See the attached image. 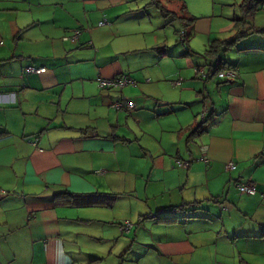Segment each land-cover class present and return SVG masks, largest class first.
Masks as SVG:
<instances>
[{
	"label": "crops",
	"instance_id": "0c3cea01",
	"mask_svg": "<svg viewBox=\"0 0 264 264\" xmlns=\"http://www.w3.org/2000/svg\"><path fill=\"white\" fill-rule=\"evenodd\" d=\"M148 3L165 24L178 19L175 34L189 29L187 48L179 40L186 66L167 69L168 46L152 36L149 50L158 57L146 59L138 76L147 83L144 100L117 109L116 95L102 93L96 78L135 77L138 67L120 60L127 41L117 54L105 51L110 36L131 34L115 27L125 5L0 0V264L104 259L83 253L81 236L111 241L110 264H264V32L253 31L264 28V3L251 21L226 26L233 34L222 39L212 34V18L195 17L184 0ZM247 25L252 30L219 54L221 70L233 75L211 82L205 50ZM77 29L75 41L63 39ZM196 35L202 51L191 48ZM184 92L197 109L177 114L168 105H182ZM230 161L235 167L226 170ZM240 182L255 193L239 192ZM90 222L92 230L76 228ZM126 222L132 226L121 232Z\"/></svg>",
	"mask_w": 264,
	"mask_h": 264
},
{
	"label": "rangeland",
	"instance_id": "374dc122",
	"mask_svg": "<svg viewBox=\"0 0 264 264\" xmlns=\"http://www.w3.org/2000/svg\"><path fill=\"white\" fill-rule=\"evenodd\" d=\"M188 3L189 10L191 13H193L196 16H210L212 18V28H213V36L217 35V37L225 38L228 36H231L233 34V31L227 30L226 26H232V24H235V21L233 20L234 17L240 16L239 11V3L241 0H184ZM150 0H118L119 5H125L126 8L124 10L123 14H119L117 16V24L116 28L120 29L122 27L125 29H130V33L128 36L120 37L119 35L116 36V38H112L110 36L109 38V45L106 47L105 51L109 52L111 51L114 54H117L118 52V46L120 42L127 41V45L129 46L127 51L121 52L120 60L122 64L126 67V65H130L131 67H138L135 72V77L133 79H136L138 82L136 85H125L122 89V93L119 92V87H111V88H104L101 89V92L106 95V92L109 91V96H115L113 100H130L133 101L137 100L139 96H141V100L143 99V96L140 92V89H142L143 86H146L147 83H143L141 78H138L140 73L142 72V67L144 66V63L146 62V59L150 58V56H156L149 48H151L150 38L152 36H156L158 41L160 43L166 44L167 50L169 53H171V56L165 57V67L169 70L172 68L176 69L175 64L181 63L182 68H184L186 65H184L186 58L188 57H182L180 54L183 51V45L179 41L180 35L174 33V28H180V23L178 19L172 20L171 24H165V21L162 17V13L159 9H157L154 5L149 4ZM236 15V16H235ZM172 17V16H170ZM165 18V17H164ZM248 21H251V18H246ZM104 20V19H102ZM130 27V28H129ZM221 30V31H220ZM120 37V38H118ZM100 40V36H99ZM188 42H184V45L187 48ZM190 45L192 50L202 51L204 48V41L202 40V35H196L190 40ZM195 45V46H192ZM122 51V50H121ZM221 53V52H220ZM115 56V55H114ZM158 57V56H157ZM56 58V57H55ZM195 59V56L192 57ZM203 58L200 56L198 57V60ZM157 66V62H155V66H151V68H154ZM150 68V67H148ZM126 70V68L124 69ZM186 70V69H184ZM176 71V70H175ZM187 76H176V79H183ZM146 78V77H145ZM194 75L190 80H194ZM144 79V78H143ZM189 79V78H187ZM211 82H218L221 79L218 77V73H215L212 78ZM97 83V82H96ZM172 83V84H171ZM168 84L172 86V88L176 89V93H181L182 89L181 87H176L173 82L169 81ZM163 89V86H160V90ZM168 89V88H167ZM113 90V91H112ZM159 90V91H160ZM171 91V89H168ZM173 91V90H172ZM137 93V94H135ZM139 94V95H138ZM188 92H184L182 94L186 95ZM191 94L189 93L186 98V100H183L182 105L178 104H170L169 108H172L176 111L177 114H179L182 110H193L197 109V106L192 101L194 99H190ZM130 98V99H127ZM151 102L154 100L148 99ZM140 99L136 101L139 103ZM189 101V102H188ZM170 101H167L169 103ZM134 106V103H133ZM203 109L202 104H200V111ZM122 111V110H121ZM105 112V111H104ZM124 113L127 111L124 110ZM206 111L202 110L198 114V120L200 121L202 118V115H205ZM123 128L128 131L127 128L123 126ZM145 137V136H144ZM143 142V140H142ZM110 215L107 219H109ZM181 221H184L183 218L180 217ZM95 226V223L90 222L86 224L78 223L76 224V228L79 229V231L82 230H89ZM112 226V225H111ZM113 227V226H112ZM102 228H104V225H102ZM99 231V230H97ZM108 231L107 235H111ZM82 243H84V246L86 248L85 254H92L98 255L96 253H99L101 255H104V259L100 260L96 264H110V262L114 261V255L109 256V251L111 248V241L108 239L99 241V240H93L88 239L85 236L79 237ZM82 253V255H83ZM114 253H116L114 251ZM84 257H88L87 255H83ZM81 256V258L83 257ZM87 259V258H86ZM143 262V261H142ZM86 263V261H85ZM130 264V263H126ZM132 264H136V262H133ZM139 264H142L141 261Z\"/></svg>",
	"mask_w": 264,
	"mask_h": 264
},
{
	"label": "built area",
	"instance_id": "2783aa9c",
	"mask_svg": "<svg viewBox=\"0 0 264 264\" xmlns=\"http://www.w3.org/2000/svg\"><path fill=\"white\" fill-rule=\"evenodd\" d=\"M105 21H100L98 22V25H102L104 24ZM80 34V30L77 29V30H74V32L69 35V36H65L63 37L64 40H70V41H75L78 36ZM182 35V34H181ZM181 37V36H180ZM44 70L43 67H39V68H33V67H27L26 68V71H29V72H34V73H40ZM200 71V70H199ZM200 73L204 74V71H200ZM218 73V77L222 78V77H229L231 75H233V70L232 69H229V68H226L225 70H221ZM148 80V79H146ZM96 82L98 84V86L100 88H111V87H119V88H122L124 87L125 85H136V81L134 79H132L131 77L127 76V75H124V74H120V75H115V76H111V77H97L96 78ZM180 83V80H176L175 81V84H179ZM112 106L119 109V108H122V107H126V108H132L133 107V103L131 100H116V102L112 103ZM28 141L31 143V144H35L36 141H37V138H28ZM176 164L178 166H182V167H185L187 168L188 167V162H184V161H176ZM235 167L234 163L233 162H228L227 164H225V169L226 170H230V169H233ZM237 188L239 190V192L241 193H244V194H254L256 189H255V186L250 183V182H240L237 184ZM132 224L129 223V222H126L122 225L119 226V230L121 232H127L129 231V229L131 228ZM217 264H220V263H217Z\"/></svg>",
	"mask_w": 264,
	"mask_h": 264
},
{
	"label": "trees",
	"instance_id": "16d2710c",
	"mask_svg": "<svg viewBox=\"0 0 264 264\" xmlns=\"http://www.w3.org/2000/svg\"><path fill=\"white\" fill-rule=\"evenodd\" d=\"M154 1L158 2V0H154ZM262 3H264V0H242L238 5L239 11H240V16L234 17L235 26L236 27L239 26L242 22L244 24V19L246 17H252L256 13V11L261 8ZM189 19L194 20L195 18L191 17ZM183 25L186 26V24H184V22H183ZM251 30H252V28L250 26L248 27V25H247V27L243 28L241 31L237 30L236 34L231 39L214 40L213 42H211L209 44V46L205 50V52L209 58V61L214 62L213 67L211 68L212 69V72H211L212 75L215 74L216 72L221 71V69L225 68L223 61L219 56L220 52L228 49L231 46V44L236 40V38L243 35L245 33V31H251ZM253 31L264 32V28L253 29ZM176 33H178L181 36L179 38L180 41H188L187 36L190 35L189 29H188V32H186L185 29H182V30L176 31ZM227 67H230V66H227ZM197 130L198 129L196 128V131ZM64 195H65V197H67V195H69L68 198L73 197V195L69 194V193L68 194L65 193ZM189 205L192 207L195 204H189ZM174 209H177V208H174ZM261 233H262V235H264V228L261 229ZM98 260L99 259H94L92 261H89L88 264H93Z\"/></svg>",
	"mask_w": 264,
	"mask_h": 264
}]
</instances>
